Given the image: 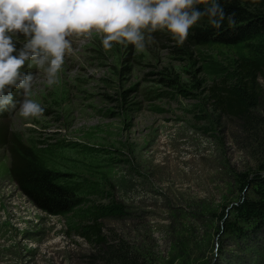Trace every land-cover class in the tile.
Returning a JSON list of instances; mask_svg holds the SVG:
<instances>
[{"label": "rangeland", "instance_id": "rangeland-1", "mask_svg": "<svg viewBox=\"0 0 264 264\" xmlns=\"http://www.w3.org/2000/svg\"><path fill=\"white\" fill-rule=\"evenodd\" d=\"M152 36L142 53L115 44L106 52L96 35L70 38L51 87L35 67L21 69L38 75L31 98L44 112L20 118L24 93L12 88L15 108L0 111V131L71 188L76 206L63 215L38 209L12 180L1 146L0 264H105L92 261L95 246L79 235L94 220L137 264H264V213L237 210L244 200L264 206V126L254 136L221 115L209 91L233 82L238 62L261 46H177L166 31ZM258 80L264 111V72ZM111 205L121 218L105 216Z\"/></svg>", "mask_w": 264, "mask_h": 264}, {"label": "clouds", "instance_id": "clouds-1", "mask_svg": "<svg viewBox=\"0 0 264 264\" xmlns=\"http://www.w3.org/2000/svg\"><path fill=\"white\" fill-rule=\"evenodd\" d=\"M202 4L207 6L201 11L197 6ZM202 16L215 29L225 19L236 23L219 0H0V111L15 108L11 89L18 88L24 99L16 115L25 121L42 116L44 109L31 98L34 82L43 72L49 87L59 83L65 56L72 51L70 38L96 35L106 52L115 44L142 53L157 31H166L182 46ZM16 33L28 38H18L21 51L12 41ZM25 64L38 75L22 74Z\"/></svg>", "mask_w": 264, "mask_h": 264}, {"label": "trees", "instance_id": "trees-1", "mask_svg": "<svg viewBox=\"0 0 264 264\" xmlns=\"http://www.w3.org/2000/svg\"><path fill=\"white\" fill-rule=\"evenodd\" d=\"M219 3L226 17L234 16L236 23L230 25L225 19L222 27L215 29L209 24L208 17L202 16L189 30L186 42L194 46H235L255 42L261 46L258 55L253 50L250 57L238 62L233 82L222 80L209 89L212 102L220 114L241 121L243 128L256 136L253 129L264 126V118L256 111L263 110L258 78L264 72V0H219ZM206 6L202 4L197 7L202 11ZM3 145L9 149L12 180L38 209L50 215H63L75 208V192L58 183L57 175L48 169L27 161L16 140L0 131V147ZM258 179L252 180L260 183ZM237 210L259 216L264 213V206L244 200ZM105 211V216L113 218H121L123 212L117 205L106 207ZM79 235L89 244H94L96 254L92 261H98L95 256H99L105 264H137L136 259L128 256L130 254L123 241L115 243L103 234L101 223L92 221L82 228Z\"/></svg>", "mask_w": 264, "mask_h": 264}]
</instances>
